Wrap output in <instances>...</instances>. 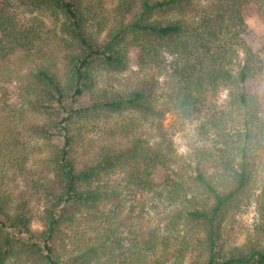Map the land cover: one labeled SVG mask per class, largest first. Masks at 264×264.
Wrapping results in <instances>:
<instances>
[{"label": "trees", "instance_id": "obj_1", "mask_svg": "<svg viewBox=\"0 0 264 264\" xmlns=\"http://www.w3.org/2000/svg\"><path fill=\"white\" fill-rule=\"evenodd\" d=\"M20 1L31 4V11L59 17L68 41L63 52L67 66L62 73L54 65L36 63L20 78L23 103L29 107L24 111L40 118L28 130L44 140L52 176L40 193L43 228L38 232L31 228L27 194L13 197L0 191V264H161L157 255L166 245L157 231L136 233L140 239L127 256L109 249L117 228L134 226L137 203L126 206L129 222L120 219L110 231H99L95 241L89 238L82 247L66 249L63 228L78 227L87 216L98 222L94 229L102 227L105 207L125 204L124 190L151 195L164 206L179 201L176 218L201 234L190 264H264V192L259 223L245 243L227 246L222 233L224 220L254 188L256 153L264 147V118L258 116L256 94L246 85L263 72V57L242 39L243 14L264 9V0H117L109 21L100 18L103 0ZM7 6L0 3V63L30 53L36 40L34 31L6 13ZM90 21L106 24L102 39L105 29L92 30ZM131 45L138 48L137 81L125 90L108 89L104 71L124 70ZM156 75L165 77L161 106ZM219 90L227 91L225 112L206 105L208 94ZM85 92L90 99L81 103ZM170 111L188 121L205 115L198 133L206 136L215 129L216 145L196 148L194 159L180 164L171 133L162 125ZM124 113L132 118L117 130L110 127L97 139H85L90 126ZM231 113L241 116L233 135L226 129ZM8 142L0 144V154L5 152L9 168L21 174L25 152ZM119 172L123 184H109L108 178ZM182 256L178 253L177 259Z\"/></svg>", "mask_w": 264, "mask_h": 264}, {"label": "rangeland", "instance_id": "obj_2", "mask_svg": "<svg viewBox=\"0 0 264 264\" xmlns=\"http://www.w3.org/2000/svg\"><path fill=\"white\" fill-rule=\"evenodd\" d=\"M94 3L95 0H89ZM6 2L7 14L15 18L20 27L26 30L34 31L36 40L30 46V53L17 54L4 63H0V144L12 142L11 147L15 145L24 150L25 158L23 159L22 173L14 171L6 162L5 152L0 154V191L13 197L25 192L27 194L28 206L32 209L31 228L34 232L42 230L43 226L40 220V214L43 210L44 203L41 198V192L48 187L52 173L46 161L48 151L46 150L44 140L34 137L28 130L30 122H40V118H34L28 110L27 104L23 103L22 88L20 78L28 71L32 70L36 63L52 66L54 65L60 72L66 71V61L63 59V52L67 47L68 41L59 28V17L51 11H31L32 6L29 3H22L20 0H0V3ZM117 3V0H103L98 6L101 19H110V10ZM264 9L252 10L243 14L245 29L242 33V39L253 52H260L264 62ZM89 27L98 31L105 29L106 24L98 26L97 23L90 21ZM105 30L100 31V39L104 37ZM1 35V32H0ZM127 65L124 70H107L104 71L103 77L106 80L108 89L125 90L131 84L137 81L140 74L138 63V48L129 46L127 48ZM242 55V51H240ZM168 57L167 60H170ZM26 59L25 63L24 60ZM38 61V62H37ZM169 65V64H168ZM170 69L167 66L165 70ZM158 91L159 105H164L161 97L164 96L163 88L165 87V77L159 76ZM251 92L256 94L258 102V116L264 118V69L263 72L246 82ZM226 90H219L216 94H208L206 105L211 106L219 112L227 111L226 107ZM90 99L89 93L85 92L80 98L81 103H87ZM134 116V115H133ZM132 118V114L124 113L121 115H111L106 122L90 126L89 132H85V139H97L109 132L110 127L117 130L123 123ZM205 115L194 121H188L181 118L177 113L166 112L162 120L165 130L171 133L176 156L181 163L191 162L195 149L198 147L210 149L216 145L218 139L215 129H211L208 135H200L197 126L204 121ZM236 120L239 121L235 124ZM241 116L231 113V120L226 125V129L234 134L236 126L239 127ZM55 144H61L59 137H52ZM216 147V146H215ZM1 150V149H0ZM260 153V154H259ZM8 154V153H6ZM12 153L8 154L11 156ZM257 161L255 170V184L250 191L249 196L245 199L243 205L234 213L228 215L222 226V233L227 246L242 245L254 233L259 223L258 205L261 201V194L264 192V147L257 149ZM194 159V158H193ZM111 185H122V174L115 173L108 178ZM130 194V195H129ZM125 204L116 208L113 203L107 205L104 209L108 213L106 217H100L98 222L91 216L88 220L78 227L63 228V243L66 249L71 251L77 246H84L89 238L95 241L99 231L113 228L118 224L120 219L129 222L127 219V208L130 205H137V209L132 213L134 226L120 227L110 235L109 249H113L119 256H127L130 246L135 243V239H140L139 232L152 233L157 231L159 235L165 237V245L160 248L158 259L161 264H177L179 260L183 264L192 263L195 258L193 245L200 232L192 230L182 220L176 218L177 213L182 206L173 204L170 206L162 205L156 197L151 195L135 196L131 191L124 190L123 195ZM137 203V204H135ZM127 206V208H126ZM142 206V207H141ZM183 256L177 259V254ZM154 258V262H155ZM9 264H22L20 262H11Z\"/></svg>", "mask_w": 264, "mask_h": 264}]
</instances>
